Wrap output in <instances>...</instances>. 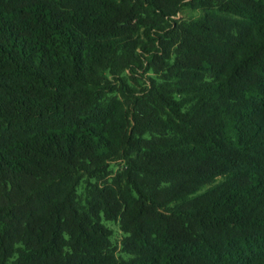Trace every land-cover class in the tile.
I'll list each match as a JSON object with an SVG mask.
<instances>
[{
    "label": "trees",
    "instance_id": "16d2710c",
    "mask_svg": "<svg viewBox=\"0 0 264 264\" xmlns=\"http://www.w3.org/2000/svg\"><path fill=\"white\" fill-rule=\"evenodd\" d=\"M0 264H264V0H0Z\"/></svg>",
    "mask_w": 264,
    "mask_h": 264
},
{
    "label": "rangeland",
    "instance_id": "374dc122",
    "mask_svg": "<svg viewBox=\"0 0 264 264\" xmlns=\"http://www.w3.org/2000/svg\"><path fill=\"white\" fill-rule=\"evenodd\" d=\"M184 15L185 16H190L192 14L189 11H185ZM194 15L196 16V14H194ZM104 225H106L112 231L111 242L118 249L116 254L118 256L126 258V256L124 254L120 253V243H121L124 235L119 230L118 224L117 223H113V222H104Z\"/></svg>",
    "mask_w": 264,
    "mask_h": 264
}]
</instances>
